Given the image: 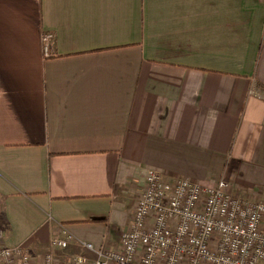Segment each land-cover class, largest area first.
Returning <instances> with one entry per match:
<instances>
[{
	"label": "crops",
	"instance_id": "crops-1",
	"mask_svg": "<svg viewBox=\"0 0 264 264\" xmlns=\"http://www.w3.org/2000/svg\"><path fill=\"white\" fill-rule=\"evenodd\" d=\"M152 169L264 200V0H0V248L120 249Z\"/></svg>",
	"mask_w": 264,
	"mask_h": 264
},
{
	"label": "built area",
	"instance_id": "built-area-1",
	"mask_svg": "<svg viewBox=\"0 0 264 264\" xmlns=\"http://www.w3.org/2000/svg\"><path fill=\"white\" fill-rule=\"evenodd\" d=\"M54 37L52 31L42 35L46 56ZM227 186L224 179L213 186L184 177L169 180L152 169L120 249L81 241L94 258L62 259L55 249L74 241L65 232L51 240L43 264H264V200L235 195ZM0 262L32 264V256L20 244L6 246L0 248Z\"/></svg>",
	"mask_w": 264,
	"mask_h": 264
}]
</instances>
